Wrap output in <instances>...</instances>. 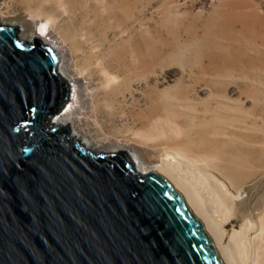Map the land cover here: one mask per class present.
<instances>
[{
    "label": "bare ground",
    "instance_id": "obj_1",
    "mask_svg": "<svg viewBox=\"0 0 264 264\" xmlns=\"http://www.w3.org/2000/svg\"><path fill=\"white\" fill-rule=\"evenodd\" d=\"M143 3L0 0V15L13 6L17 14L33 20L27 23L31 33L26 37L38 29L44 41L51 39L53 30L55 36L47 45L66 50L67 63L57 66L56 72L70 81L69 96L76 105L70 102L52 124L69 123V136L93 153L121 151L129 145L127 154L135 171L145 174L159 169L186 192L226 264H264V193L257 197L254 193L257 186L264 187V107L253 97L248 109L233 105L226 97L224 73L214 53L186 55L185 49L194 44L188 38L181 41L178 26L169 25L172 37L167 43L147 37ZM227 4H235L236 12L216 10L204 25L221 31L231 42L238 39L230 28L239 25L245 39L255 42L257 15L241 1ZM220 18L230 23L224 32L218 28ZM186 28L194 33L188 24ZM230 43L227 48L238 60L254 63L246 51L254 47L244 50ZM233 65L229 62L224 71L233 70ZM173 66L181 71L180 79L172 88H160L165 82L160 74ZM204 91L208 95L201 97ZM241 91L249 96L253 89L247 86ZM140 102L152 106L138 112L144 118L140 122L136 117L128 123L124 117L128 106L132 115ZM220 125H228L229 140L218 138L224 130ZM118 126L132 134L121 135L111 144L109 134ZM150 152L154 156L146 159L143 154Z\"/></svg>",
    "mask_w": 264,
    "mask_h": 264
},
{
    "label": "water",
    "instance_id": "obj_2",
    "mask_svg": "<svg viewBox=\"0 0 264 264\" xmlns=\"http://www.w3.org/2000/svg\"><path fill=\"white\" fill-rule=\"evenodd\" d=\"M0 22V264H226L181 186L70 124L58 51Z\"/></svg>",
    "mask_w": 264,
    "mask_h": 264
},
{
    "label": "rangeland",
    "instance_id": "obj_3",
    "mask_svg": "<svg viewBox=\"0 0 264 264\" xmlns=\"http://www.w3.org/2000/svg\"><path fill=\"white\" fill-rule=\"evenodd\" d=\"M231 1H241L246 5L248 4V9L257 15L256 17L258 21L255 19L253 20L254 25H256V31L258 32L256 35L257 38L255 37V42L253 41V38L245 39L247 36L240 32L239 25L235 28H230V23L224 18H220L218 28H220L223 32L229 28L233 29L231 32L233 36L238 39L237 41L231 42L232 40L230 41L227 35L221 34V31L218 30L216 32L211 25H204V22H207V20L210 18V15L216 10L223 12H236V8L234 7L235 4L231 7L227 4ZM144 6L145 9L143 11V16L145 21L144 26L148 29V33L146 32L145 34L147 37L159 40L162 43H167L172 37L168 29L169 25L178 26L177 29L180 33L182 39L181 41H185L188 38L191 39L192 43L194 44L188 46L185 49L184 53L186 55H194L197 57L199 55L201 56V54L204 53L203 51H212L214 53V58H216L221 72L224 73L222 78H224L223 82L227 86L226 97L230 100V102L233 103V105H238L244 109H248L252 104L253 98H255L257 100L256 103L264 107V0H145ZM166 7L176 9L178 13L176 10L167 11ZM4 10H7L8 12L5 13L4 16L0 15V17H2L0 18V22L6 25H16L18 27L17 35L20 39L24 40L25 42H31L34 37L39 38L37 34L39 32L38 29H36V33H34L32 37H26L31 33V30L27 27L28 22H33L31 17L23 13L21 15L17 14L13 6H9L8 9ZM173 13L175 15H173ZM196 16H198V18ZM187 24L193 29H191V31L194 33H190V31L187 30ZM50 35L52 36L51 39L45 38L44 41L40 38L39 39L44 44L52 43L51 41L55 36L53 30L50 31ZM229 43L233 46H240V48L244 50L246 46L254 47L253 51L246 50L254 63L251 65L246 58L238 60V56L233 54L231 48H227V44ZM55 49L60 55V60L57 66L65 65L67 63L65 48L60 45ZM164 49L166 50L165 46ZM229 62H234L233 66L236 67L232 68L233 70L226 72L224 71V68L225 66H228ZM180 73L181 71H178L177 68L173 66L165 73L160 74L161 79L165 80V82L160 85V88H165L168 86H170V88L174 87L175 83L180 79ZM66 81L70 87V81ZM214 83L215 81H212L211 85ZM247 86L253 89V92H249V96H247V94L241 93V87ZM207 95L208 93L205 91L200 92L201 97H206ZM84 99V96H82V101ZM70 102H73V105H76L74 99L71 98V93L66 106ZM139 104L141 105L134 107L132 115L131 112H129L130 106H128L127 112L124 114V117L128 118V123L135 121L137 119L136 117H139L137 122H140V117L142 116H139L138 112L147 111L152 106L149 102H140ZM65 108L59 114H56V116H60ZM227 126L228 125H220V127H222L224 130L223 133L219 134V139L229 140L227 135L229 128ZM113 129L115 131L109 134V139L112 140L111 144H115L114 139H120L121 137L119 136L121 135H125L127 138L132 134L131 132H122L123 128H121V126L115 128L113 127ZM134 143L137 142L135 141ZM226 149L227 151L231 150V145L229 143L226 144ZM121 151L127 153L131 151V148L129 145L122 146ZM143 155L146 159L154 156L151 152L144 153ZM263 191V186H257L256 191L254 192L255 197L261 196L264 193ZM229 227L230 226L228 225L227 228Z\"/></svg>",
    "mask_w": 264,
    "mask_h": 264
}]
</instances>
